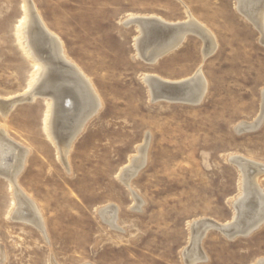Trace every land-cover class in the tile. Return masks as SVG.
Wrapping results in <instances>:
<instances>
[{
  "label": "rangeland",
  "instance_id": "rangeland-1",
  "mask_svg": "<svg viewBox=\"0 0 264 264\" xmlns=\"http://www.w3.org/2000/svg\"><path fill=\"white\" fill-rule=\"evenodd\" d=\"M31 1L102 106L73 143L69 169L44 132L45 98L0 114V129L29 151L17 186L37 206L17 200L0 176V264H188L193 222L234 221L242 178L230 157L264 165V120L242 131L262 113L261 32L235 0ZM21 3L0 0L1 99L21 95L33 72L16 37ZM188 14L215 37L206 60L210 45L195 33L154 64L137 56L138 31L124 26L130 15L182 24ZM199 69L207 84L200 104L153 102L146 75L181 82ZM148 141L146 165L128 188L120 176ZM258 182L264 190V172ZM108 207H117L120 229L101 218ZM201 250L197 264H259L264 224L234 240L211 229Z\"/></svg>",
  "mask_w": 264,
  "mask_h": 264
},
{
  "label": "bare ground",
  "instance_id": "bare-ground-1",
  "mask_svg": "<svg viewBox=\"0 0 264 264\" xmlns=\"http://www.w3.org/2000/svg\"><path fill=\"white\" fill-rule=\"evenodd\" d=\"M235 1L236 10L261 32L263 37L262 41L264 43V0ZM21 8L22 15L16 27V37L22 51L33 67V72L26 90L21 95L16 98H0V114L7 117L17 104L20 105L19 103H29L38 98H45L46 110L43 118V129L48 140L56 147L59 160H62L68 168V159L66 158L69 155L72 145L78 136L86 129L90 119L101 108V100L99 96H97L98 94H96L90 80L82 73L75 63L67 58L62 41L46 28L32 1L22 0ZM188 17L189 21L182 24H185L184 26L188 27L190 30L179 33L168 50L161 49L153 52L154 49H148V51H145L143 54L140 50V45L144 41V30L140 25L135 26L138 31V36L135 39L137 56L139 58H150L151 55L155 53L154 57L151 59L152 62H150L154 64L159 59L178 49L189 33H195V35L198 34L204 38L205 42H208L210 45V49L207 48L210 52L208 54L203 52L204 60H206L216 50L215 44L217 43H215V37H213L212 33L191 14H188ZM137 18H154L164 21L155 16L140 17L130 15L124 21V24L127 23L128 20ZM212 47L214 48L212 49ZM194 77L199 86L196 89L197 91L194 90V92H196V97L194 98L195 100L199 99V102H201L205 95L207 84L201 75V69L197 71ZM144 80L149 88L152 100L154 95L152 89L153 80L173 82L162 79L156 75H146ZM263 120L264 92L262 96V113L260 119L254 124L245 125L242 131L258 129L262 125ZM2 129H0V176L9 182L10 188L16 192L17 200L23 202L26 207L28 206L30 208L32 205L36 208L35 202L17 186L18 176L24 169L29 151L12 141L7 132ZM146 144L139 149L138 155L133 158L131 164L123 170L120 176L121 181L124 182L128 188H130L131 180L136 177L146 165L149 141L146 142ZM229 161L237 167L242 178L240 187L241 196L234 203V221L229 224H221L209 219L193 222L191 225V243L184 251V258L188 261V264H197L205 259L201 250V242L212 228L222 226L226 228V233H240L244 234V237H246L264 224V190L258 182L260 175L264 172V165H260L259 163L238 155L231 156ZM251 170H253V174L250 173ZM126 171L130 173L129 178L124 177ZM14 186L15 188L13 189ZM134 197L137 198L135 195ZM140 202V204H142L141 200ZM100 214L101 218L110 228L120 229L117 225V207L105 208ZM37 222H39V220ZM259 264H264V261H261Z\"/></svg>",
  "mask_w": 264,
  "mask_h": 264
},
{
  "label": "water",
  "instance_id": "water-1",
  "mask_svg": "<svg viewBox=\"0 0 264 264\" xmlns=\"http://www.w3.org/2000/svg\"><path fill=\"white\" fill-rule=\"evenodd\" d=\"M252 1V0H249ZM141 26L143 28V39L144 41L140 45V50L144 54L148 49H154L153 52L159 51L161 49H166L174 43L175 38L179 33L187 32L190 30L188 27L184 26L185 24H169L161 20L154 18H142V19H133L128 20L124 26ZM194 34V33H189ZM155 54V53H154ZM154 54L151 55L150 59L144 58L146 62H152L151 58L154 57ZM198 83L195 78H191L184 82H164L160 80H153L152 89H153V102H169L174 104H187V105H198L201 102L195 100L194 90L197 89ZM197 91V90H196ZM253 174V170L250 172ZM130 173L126 171L124 174L125 178H129ZM221 234H224L228 239L234 240V238L244 237V234H230L226 233L225 227L217 226L212 228Z\"/></svg>",
  "mask_w": 264,
  "mask_h": 264
}]
</instances>
